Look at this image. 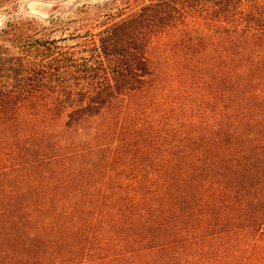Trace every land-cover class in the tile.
<instances>
[{
  "label": "trees",
  "instance_id": "obj_1",
  "mask_svg": "<svg viewBox=\"0 0 264 264\" xmlns=\"http://www.w3.org/2000/svg\"><path fill=\"white\" fill-rule=\"evenodd\" d=\"M82 15L0 31V264H264V0Z\"/></svg>",
  "mask_w": 264,
  "mask_h": 264
},
{
  "label": "rangeland",
  "instance_id": "obj_2",
  "mask_svg": "<svg viewBox=\"0 0 264 264\" xmlns=\"http://www.w3.org/2000/svg\"><path fill=\"white\" fill-rule=\"evenodd\" d=\"M111 1L0 0V31L8 29L7 25L15 20L26 29L33 30L34 39L41 43L57 40L58 46L62 47L80 45L86 38L71 39L72 36H85L88 30L85 29L87 24L79 22L83 12L94 14L97 8Z\"/></svg>",
  "mask_w": 264,
  "mask_h": 264
}]
</instances>
